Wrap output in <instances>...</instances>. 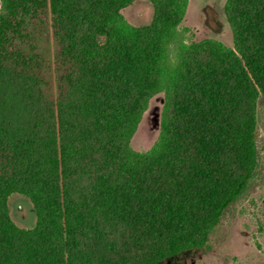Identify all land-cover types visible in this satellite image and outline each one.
Returning a JSON list of instances; mask_svg holds the SVG:
<instances>
[{
	"label": "trees",
	"instance_id": "obj_1",
	"mask_svg": "<svg viewBox=\"0 0 264 264\" xmlns=\"http://www.w3.org/2000/svg\"><path fill=\"white\" fill-rule=\"evenodd\" d=\"M134 1L1 0L0 16L18 11L23 22L48 11L60 51L54 95L52 78L40 73L44 56L9 51L16 28L0 17V264H126L130 256L117 257L122 236L103 228L118 230L119 217L135 232L125 252L133 243L141 262L157 264L191 247L159 251L194 207L213 214L211 231L256 175L254 124L244 109L264 95V0H228L236 52L181 45L178 63L164 54L178 0H149L154 20L138 30L121 23ZM162 90L170 120L161 149L169 156L142 157L129 138ZM88 167L96 177L85 176ZM15 190L35 204L31 230L8 217L5 199Z\"/></svg>",
	"mask_w": 264,
	"mask_h": 264
},
{
	"label": "rangeland",
	"instance_id": "obj_2",
	"mask_svg": "<svg viewBox=\"0 0 264 264\" xmlns=\"http://www.w3.org/2000/svg\"><path fill=\"white\" fill-rule=\"evenodd\" d=\"M227 3L228 0H178L179 10L175 17V25L169 33L172 39L165 45L164 54L175 59L173 63H178L177 55L181 50V45L190 46L203 43H212L236 52V38L226 10ZM1 6L0 0V11L2 10ZM3 13H5L4 10ZM5 15L0 17L9 21L17 32L7 33L10 42L6 47L9 51L16 50L27 57L37 53L44 56L46 71L42 70L40 73L46 79L47 77L52 78L54 92V85H56L59 74L56 59L60 46L55 40L52 16L48 14V11H36L34 15L26 16V20L23 22L19 18L18 11H15V14L6 13ZM120 15L123 25L138 30L152 24L155 8L149 0H135L122 9ZM18 22H20V26L17 27ZM49 64L51 65L49 66ZM27 69L37 76L39 68L33 65V62ZM245 108L248 109H244L245 115L247 117L251 115L254 124V143L259 157L256 175L250 181L244 194L228 206L218 224L211 231H208V228L213 214L194 207L191 210V215L183 219L185 225L180 230L169 233L167 239L162 241V243L169 242V245H163L159 251L163 250V253L181 246L191 245V247L177 255L169 256L157 264H264V95L261 93L253 95L251 102L246 104ZM169 120L170 109L167 103V93L165 90L154 93L148 98L146 107L141 111L140 120L129 138L130 151L142 157L151 153L159 158L169 156L167 148L161 149ZM155 148L159 150H154ZM129 155L130 157L135 156L130 153ZM96 163L100 168L105 165L102 161H96ZM90 167H96V165L93 164ZM90 167L86 170L85 176L96 171ZM98 173L99 171L94 172V177ZM81 176L84 178V174ZM119 178L127 179L128 177L120 175ZM126 186L132 187L133 184L129 183ZM192 197L190 195L189 198ZM5 202L8 217L16 228L31 230L36 226L35 204L21 190L11 192ZM213 205L216 206V203ZM119 218V220L114 219L117 222L115 228L118 230H111L108 226H103L106 231L118 233L119 237L122 236L117 239V244L120 243L119 246H121L119 248L120 255L117 257L130 256L131 262L126 264H145V262H141L143 260L141 249L135 247V244L127 242L128 252L123 249L122 245H125L126 236L135 237V232H131L133 229L130 230L127 226L126 218ZM204 236H207V240L203 246H200ZM155 252L156 250L153 255ZM117 257L111 258V260H118ZM53 264L75 263L71 258L62 257L55 260Z\"/></svg>",
	"mask_w": 264,
	"mask_h": 264
}]
</instances>
